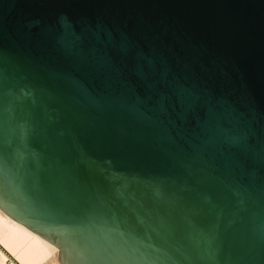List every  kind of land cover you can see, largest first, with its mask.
<instances>
[{
  "label": "water",
  "instance_id": "obj_1",
  "mask_svg": "<svg viewBox=\"0 0 264 264\" xmlns=\"http://www.w3.org/2000/svg\"><path fill=\"white\" fill-rule=\"evenodd\" d=\"M0 209L62 264H264V0H0Z\"/></svg>",
  "mask_w": 264,
  "mask_h": 264
},
{
  "label": "bare ground",
  "instance_id": "obj_2",
  "mask_svg": "<svg viewBox=\"0 0 264 264\" xmlns=\"http://www.w3.org/2000/svg\"><path fill=\"white\" fill-rule=\"evenodd\" d=\"M33 247L40 253H56L58 250L0 209V264H28L30 260L27 250Z\"/></svg>",
  "mask_w": 264,
  "mask_h": 264
},
{
  "label": "rangeland",
  "instance_id": "obj_3",
  "mask_svg": "<svg viewBox=\"0 0 264 264\" xmlns=\"http://www.w3.org/2000/svg\"><path fill=\"white\" fill-rule=\"evenodd\" d=\"M53 246V245H52ZM57 250V249H56ZM33 251H35V252H33ZM59 252V249L56 251V253H50V252H41L40 253V251H38V249H36V248H32V249H30V250H27V253H28V255H29V263L28 264H35V263H37V264H56V262L58 263V264H62L61 262H60V260L58 259V256H57V253ZM40 253V254H39ZM47 253V254H46ZM38 254V255H37ZM52 254V255H51ZM47 255V256H46ZM40 256V257H39ZM49 256V257H48ZM34 257H37V259L36 258H34ZM43 257H44V260H43ZM42 258V259H41ZM41 259V260H40ZM36 260H37V262H36ZM42 262V263H41Z\"/></svg>",
  "mask_w": 264,
  "mask_h": 264
}]
</instances>
